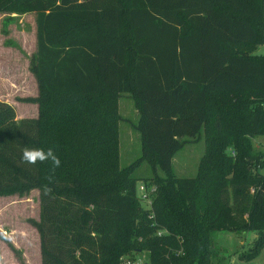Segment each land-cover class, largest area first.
I'll return each instance as SVG.
<instances>
[{
	"label": "trees",
	"instance_id": "obj_1",
	"mask_svg": "<svg viewBox=\"0 0 264 264\" xmlns=\"http://www.w3.org/2000/svg\"><path fill=\"white\" fill-rule=\"evenodd\" d=\"M19 9L35 13L29 68L40 97L25 99L37 117L19 121L0 101V194L39 191L30 224L41 264H121L139 252L149 264H215L217 230L257 232L246 257L257 253L264 55L253 51L264 0H0V11ZM123 94L138 114L141 155L118 168ZM201 135L209 150L196 174L176 176L174 155ZM25 148H51L60 164H28ZM143 162L146 206L134 175Z\"/></svg>",
	"mask_w": 264,
	"mask_h": 264
},
{
	"label": "rangeland",
	"instance_id": "obj_2",
	"mask_svg": "<svg viewBox=\"0 0 264 264\" xmlns=\"http://www.w3.org/2000/svg\"><path fill=\"white\" fill-rule=\"evenodd\" d=\"M35 50V13L27 9L0 11V101L13 107L16 121L38 115V104L25 101L29 97H40V89L29 68ZM233 50L245 54L246 46L237 45ZM253 54L264 55V41L257 45ZM227 107L224 103L225 110ZM118 111L123 118L119 121L118 168H124L140 157L141 142L139 132L133 127L137 124L138 114L130 97L120 95ZM205 137L201 135L196 141L186 143L174 155L172 171L176 176L192 177L196 174L202 156L209 150L205 146ZM212 137L216 138L214 134ZM253 145L255 150L264 152L263 137L257 138ZM134 175L138 178V188L144 178L151 177L149 165L143 162ZM142 203L146 206L145 202ZM39 217L38 190H30L24 195H18L16 191L0 194V264H41L39 235L30 224L31 220L38 221ZM258 236L252 230L215 231L212 233L213 249L217 253L214 263L264 264V233L261 248L251 257H246ZM120 258L123 261L126 255ZM135 259L144 263L145 252H139Z\"/></svg>",
	"mask_w": 264,
	"mask_h": 264
},
{
	"label": "clouds",
	"instance_id": "obj_3",
	"mask_svg": "<svg viewBox=\"0 0 264 264\" xmlns=\"http://www.w3.org/2000/svg\"><path fill=\"white\" fill-rule=\"evenodd\" d=\"M21 159L28 164H34L37 161H51L54 166H59L60 164V160L51 148H25L22 152Z\"/></svg>",
	"mask_w": 264,
	"mask_h": 264
},
{
	"label": "built area",
	"instance_id": "obj_4",
	"mask_svg": "<svg viewBox=\"0 0 264 264\" xmlns=\"http://www.w3.org/2000/svg\"><path fill=\"white\" fill-rule=\"evenodd\" d=\"M137 189H138V195H139V197L141 199V202H145L146 205H150V203H151L150 196L146 192L145 187L143 186V184L140 183L139 187ZM166 233H168L166 230H159V231L156 232V234L158 236H160L161 234H166ZM180 252L181 251H178V253H180ZM122 264H149V260L146 257V259H145V261L143 263V261L140 262V261H137V259H135V258L128 257V258L123 259Z\"/></svg>",
	"mask_w": 264,
	"mask_h": 264
},
{
	"label": "crops",
	"instance_id": "obj_5",
	"mask_svg": "<svg viewBox=\"0 0 264 264\" xmlns=\"http://www.w3.org/2000/svg\"><path fill=\"white\" fill-rule=\"evenodd\" d=\"M119 112V111H118Z\"/></svg>",
	"mask_w": 264,
	"mask_h": 264
}]
</instances>
